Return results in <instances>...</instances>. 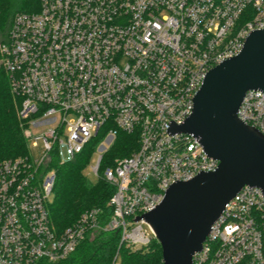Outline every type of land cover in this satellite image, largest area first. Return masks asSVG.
Instances as JSON below:
<instances>
[{"label":"built area","instance_id":"1","mask_svg":"<svg viewBox=\"0 0 264 264\" xmlns=\"http://www.w3.org/2000/svg\"><path fill=\"white\" fill-rule=\"evenodd\" d=\"M38 3L12 16L0 44L28 149L0 160V264L62 261L96 230L118 232L133 249L147 246L157 236L137 217L174 183L219 167L194 134L171 127L192 114L207 74L264 30V0ZM238 116L264 134V91L249 89ZM100 131L98 176L120 132L138 137L130 155L103 171L115 187L111 213L103 221L98 208L87 210L59 231L47 207L56 179L49 162L74 160ZM193 264H264L262 188L245 185L225 204Z\"/></svg>","mask_w":264,"mask_h":264},{"label":"water","instance_id":"2","mask_svg":"<svg viewBox=\"0 0 264 264\" xmlns=\"http://www.w3.org/2000/svg\"><path fill=\"white\" fill-rule=\"evenodd\" d=\"M249 89L264 91V30L252 31L239 54L207 74L192 114L171 127L194 134L220 164L174 183L155 209L137 217L152 226L164 264H193L225 204L245 185L264 191V134L238 116Z\"/></svg>","mask_w":264,"mask_h":264},{"label":"trees","instance_id":"3","mask_svg":"<svg viewBox=\"0 0 264 264\" xmlns=\"http://www.w3.org/2000/svg\"><path fill=\"white\" fill-rule=\"evenodd\" d=\"M38 0H0V41H5L11 17L18 11L36 10ZM20 98L12 93L8 76L0 64V160L27 154V142L22 134V123L17 109ZM101 131L74 160H53L48 166L55 168L53 194L48 200L51 221L61 231L75 223L87 210L98 208L106 221L111 213L109 200L115 187L105 178L103 171L117 158L130 155L138 146L136 134L120 132L104 153L97 182L85 175V168L92 162ZM164 264L162 247L157 239L140 248H130L120 243L118 232L96 230L88 233L76 250L66 259L49 263L40 260L36 264Z\"/></svg>","mask_w":264,"mask_h":264},{"label":"rangeland","instance_id":"4","mask_svg":"<svg viewBox=\"0 0 264 264\" xmlns=\"http://www.w3.org/2000/svg\"><path fill=\"white\" fill-rule=\"evenodd\" d=\"M12 18V17H11ZM0 44H1V41H0ZM0 64H1V62H0ZM19 108V107H18ZM32 129V131L34 132V133H36V134H38L39 132H41L42 131V127H32L31 128ZM101 140V139H100ZM100 142V141H99ZM98 142V143H99ZM97 143V144H98ZM96 144V145H97ZM28 145H29V150L31 151V153L33 154V155H38L39 154V152H40V150H39V147H33V146H31V143L30 142H28ZM99 145V144H98ZM98 149V148H97ZM97 149H95V150H97ZM97 157H98V152L97 153H94V155H93V157H92V162L85 168V170H84V173H85V175L88 177V179L91 181V182H97L98 180H99V176L93 171V169H92V166H93V163L95 162V160L97 159ZM94 160V161H93ZM50 198H51V196H50Z\"/></svg>","mask_w":264,"mask_h":264}]
</instances>
